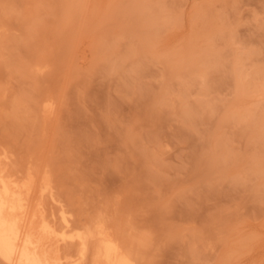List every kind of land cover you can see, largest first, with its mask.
Wrapping results in <instances>:
<instances>
[{
    "label": "rangeland",
    "instance_id": "obj_1",
    "mask_svg": "<svg viewBox=\"0 0 264 264\" xmlns=\"http://www.w3.org/2000/svg\"><path fill=\"white\" fill-rule=\"evenodd\" d=\"M263 128L264 0H0L8 170L137 264H264Z\"/></svg>",
    "mask_w": 264,
    "mask_h": 264
},
{
    "label": "bare ground",
    "instance_id": "obj_2",
    "mask_svg": "<svg viewBox=\"0 0 264 264\" xmlns=\"http://www.w3.org/2000/svg\"><path fill=\"white\" fill-rule=\"evenodd\" d=\"M138 7L136 13H143ZM257 134L264 137V128ZM9 165V156L0 151V258L5 264H84L89 249L91 264H137L101 219L85 228L75 225L46 173L28 169L18 176Z\"/></svg>",
    "mask_w": 264,
    "mask_h": 264
}]
</instances>
